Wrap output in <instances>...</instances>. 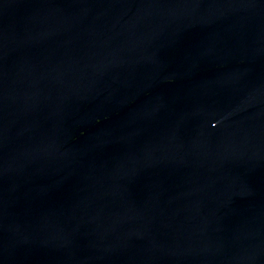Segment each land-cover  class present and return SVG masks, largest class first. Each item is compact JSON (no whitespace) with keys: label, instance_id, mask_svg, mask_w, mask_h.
<instances>
[{"label":"water","instance_id":"95a60500","mask_svg":"<svg viewBox=\"0 0 264 264\" xmlns=\"http://www.w3.org/2000/svg\"><path fill=\"white\" fill-rule=\"evenodd\" d=\"M0 264H264V0H0Z\"/></svg>","mask_w":264,"mask_h":264}]
</instances>
